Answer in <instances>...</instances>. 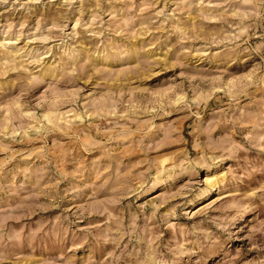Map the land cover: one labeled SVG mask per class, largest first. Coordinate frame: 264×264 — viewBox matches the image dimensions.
Segmentation results:
<instances>
[{"label": "clouds", "instance_id": "9594fccd", "mask_svg": "<svg viewBox=\"0 0 264 264\" xmlns=\"http://www.w3.org/2000/svg\"><path fill=\"white\" fill-rule=\"evenodd\" d=\"M0 264H264V0H0Z\"/></svg>", "mask_w": 264, "mask_h": 264}]
</instances>
